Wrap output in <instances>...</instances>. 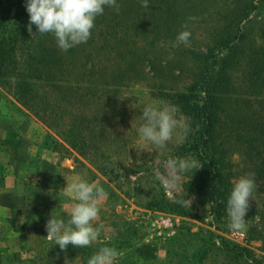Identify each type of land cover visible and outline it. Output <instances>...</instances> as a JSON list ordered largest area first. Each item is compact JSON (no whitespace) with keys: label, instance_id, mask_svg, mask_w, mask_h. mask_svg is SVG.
<instances>
[{"label":"rangeland","instance_id":"obj_1","mask_svg":"<svg viewBox=\"0 0 264 264\" xmlns=\"http://www.w3.org/2000/svg\"><path fill=\"white\" fill-rule=\"evenodd\" d=\"M234 1L178 0L174 7L180 6L181 12L166 25L170 38L165 44L159 41V45L153 48H146V43L151 37L157 38V30L148 29L145 22L151 24L167 13L163 14L160 9L150 13L139 8L133 12L132 21L137 30L130 35L128 43L134 47L136 57L123 55L121 59L111 52L90 53L92 43L88 41L74 46L84 61L88 55L92 60H87L85 66L79 61L73 67L67 66V70L72 68L70 75L63 79L56 77L57 81L52 83L60 87V91L38 81L28 96L34 98L29 100L33 110L16 104L13 98L16 80L9 78L0 84V105L10 118L11 127L17 125L20 130L21 122L19 116H14L16 114L36 124L32 134L28 131L22 134L21 141L10 137L5 142L0 138L4 141L0 145L8 143L14 148V157L20 152L17 145L26 148L25 153L31 157L29 169L22 164L25 156L21 155L18 159L11 158L10 167L18 179L30 173L26 180L33 189L27 197L9 195L6 204L15 209L0 211V264H82V261L87 264L88 259L106 245L120 251L117 264H185V256L198 246L201 232L206 230L218 235L217 241L224 238L246 247L253 259L232 261L214 250L203 264H264V160H257L256 147L244 142L248 137L241 140L247 129H244V122L237 123L242 116L250 119L262 113L252 96L244 94L239 87L247 86L243 81L245 69L237 68L231 76L225 69L227 77H231L237 87V95L221 96L222 124L217 140L222 142L226 151L224 161L231 188L238 177L255 172L256 188L249 198L242 229L234 230L230 226L227 210L220 220H214L211 203L197 194L201 162L184 148L191 128L179 107L174 113L179 123L166 146L145 142L138 132L140 115L147 104L176 105L172 96L185 93L188 86L201 79V82L215 84L219 89L229 86L224 83L221 87L216 83L220 73H210L203 78L209 63L213 65L216 57L222 58L217 55V38L234 32L235 28H243L248 33L257 26L264 27V8L259 13L245 16L237 26ZM249 1L242 0L240 4L245 2L247 6ZM192 17L195 19H190ZM185 24L191 32L188 43L176 41ZM51 41L56 44V39ZM31 51L35 54L34 50ZM21 73L24 78V64ZM239 98L249 102L236 100ZM77 114L83 117L78 124L82 132L80 138L74 135L72 141L81 153L70 148L68 134H65ZM44 122L47 126L53 125L55 130ZM185 123L188 125L186 134ZM172 157L195 158L198 162L199 169L181 177L179 189L166 183V178L172 175L167 164ZM12 177L11 174L9 178ZM79 178L95 181L107 192L98 200L100 213L92 221L99 228V238L83 246V252L71 243L61 249L55 241V246L51 247L46 222L51 215H62L67 221L74 206V196L67 192V185ZM8 184L11 188L12 183ZM185 196L191 199L189 206L179 202ZM237 233L240 235L234 236Z\"/></svg>","mask_w":264,"mask_h":264},{"label":"trees","instance_id":"obj_2","mask_svg":"<svg viewBox=\"0 0 264 264\" xmlns=\"http://www.w3.org/2000/svg\"><path fill=\"white\" fill-rule=\"evenodd\" d=\"M177 1L141 0L134 3L133 0L130 2L129 0H118L119 11L114 7L105 6L104 13L96 17V25H94L92 35L88 40L89 43H92L90 53L95 54L94 51H103L116 53L121 56V59L124 56L134 57V47L129 46L128 43L130 35L134 30H137L134 29V23H132L133 12H137L142 7L150 13L157 12L159 9L163 14L167 13L151 24L145 22L149 25L148 29L153 31L156 28L157 30V38L151 37L146 43V48L159 45V41L165 44V40L170 38L167 35V21L174 20L181 12L180 6L174 7ZM240 1L242 0L234 1L233 5V9L237 8V15H235L237 26L245 16L251 15L253 12L259 13L264 8V0H250L247 6L245 2L240 4ZM25 3L26 0H0V84L9 78L16 80L14 100L25 109L33 110L29 100L34 98L28 96H31L33 88L39 83L38 81L45 82L60 91V87L52 85L57 81L56 77L62 79L68 77L72 68L67 70V66L73 67L78 61L85 66L87 60L92 59L89 58L91 55H88L84 61L77 55L80 52L73 47L67 51L61 50L57 43L54 44L51 41L56 39L51 33L32 34L36 32V26L32 25V32L28 30L29 14L26 11ZM124 3L127 4L124 5ZM234 30L222 38L221 35L217 38V47L219 48L217 55H221L222 58L216 57L213 60V65L209 63L203 77H207L210 73L211 75L220 73V79L216 83L221 87L224 83L229 86L219 89L215 84L211 86L201 82V79L188 86L185 93L172 96V102L179 107L189 121L191 132L184 148L187 152H192L201 162V171L196 183L197 194L200 198L211 203L214 220H220L226 214L227 200L231 190L229 171L226 170L224 161L226 151L222 148V142H217V140L220 137L219 126L222 124L220 121L221 101L223 100L221 96L237 95V87L234 86L231 77H227L226 74L231 76V73L237 68L245 69L243 81L245 80V84H247V86L240 85L239 87L245 92L244 94L252 96L253 101L262 110L261 114L252 116L250 119H243L244 116H242L237 122L242 124L244 122V129H247V131H243L245 135L240 138L242 140L244 136L248 137L247 140L243 139L244 142L256 147L255 157L257 160H264V27L257 26L248 33L243 28ZM31 50H34L35 54H32ZM223 50L225 52L222 54ZM207 60L208 57L205 62ZM23 64L26 67V73L25 77L21 78ZM212 69L214 70L212 71ZM225 69L227 73H225ZM91 93L95 94L94 91ZM244 102L248 103L249 101L245 100ZM35 115L37 116L39 113ZM40 119L42 118L40 117ZM82 120L81 114L74 115L65 131V134H68L67 142L70 144V148L79 153L81 150L75 148L72 140L75 139L74 135L76 138L81 137L80 132L82 131L78 124ZM44 124L46 125L45 122ZM77 126L78 128H75ZM47 127L55 130L51 124H48ZM216 238L218 235L212 231L201 232L198 246L185 256V264H203L207 256L214 250L219 251L221 255L232 261L248 262L253 259L252 253L246 247L226 241L224 238L217 241ZM48 244L54 247L55 240L51 239ZM76 248L83 252V246ZM82 264H85V261H82Z\"/></svg>","mask_w":264,"mask_h":264},{"label":"clouds","instance_id":"obj_3","mask_svg":"<svg viewBox=\"0 0 264 264\" xmlns=\"http://www.w3.org/2000/svg\"><path fill=\"white\" fill-rule=\"evenodd\" d=\"M105 6L114 7L119 11L118 0H26L25 7L29 14L28 30L32 25L36 32L32 34L51 33L56 38L57 46L67 51L70 48L85 43L92 35L95 19L105 11ZM190 19H195L194 17ZM191 32L187 24L178 32L176 41L188 43ZM178 106H160L149 103L140 115L139 137L153 145L164 147L173 138L179 121L174 117ZM185 134L188 128L184 125ZM197 160L188 157H172L167 164L172 175L166 178V183L173 189L180 188V179L185 174L197 168ZM80 174L77 173V176ZM256 188L255 172L238 177L228 196L227 213L231 227L240 230L245 225V214L248 211L249 198ZM67 192L74 196V206L71 208L67 221L62 215H51L46 222L47 237L54 239L61 249L69 243L74 246H87L99 238V228L92 221L99 216L98 200L107 195L105 188L95 181L78 180L67 185ZM189 206L191 199L186 196L179 201ZM120 251L113 246H103L87 261V264H117Z\"/></svg>","mask_w":264,"mask_h":264},{"label":"crops","instance_id":"obj_4","mask_svg":"<svg viewBox=\"0 0 264 264\" xmlns=\"http://www.w3.org/2000/svg\"><path fill=\"white\" fill-rule=\"evenodd\" d=\"M17 104V102H16ZM0 105V138L2 140H4L5 142L11 137H15L18 141H21V138L24 136L22 135L23 133L27 134L28 133L32 134V130L35 127V123L29 119V118H25L21 115H14L16 117L19 116L20 120V130H18V126L16 125L15 127H11L10 121L7 116L6 111H4L3 107L1 108ZM10 116V115H9ZM26 131V132H25ZM4 136V137H2ZM0 139V140H1ZM0 141V143L2 144V142L4 141ZM8 147V148H7ZM17 150H19L20 152L16 155V157H14V148L12 146H10L8 143H6V146L0 145V151L3 149L4 151L0 152V211L3 212H7L9 210H14L15 207L13 206H8L6 204V200H8L7 197H18V198H23V197H27L30 195H27L28 192L30 191L32 193L33 189H32V184L26 180V178L30 177L29 174L30 173H26L23 179H18L15 178V170H13V167H10V160H12L11 158H19V155H21L22 157H24L22 164L26 165V168L29 169V160H30V156H27V154L25 153L26 148L25 147H21L20 145L16 146ZM9 149V150H8ZM32 149V148H31ZM12 152H11V151ZM28 150H30L28 148ZM8 151H10L11 153H8ZM25 154V155H24ZM26 159H28V161H26ZM11 168V169H10ZM11 174L13 175L12 178H9V176H11ZM8 179V180H7ZM8 181V182H7ZM7 182V183H6ZM12 183V187L10 188V185L8 183Z\"/></svg>","mask_w":264,"mask_h":264},{"label":"built area","instance_id":"obj_5","mask_svg":"<svg viewBox=\"0 0 264 264\" xmlns=\"http://www.w3.org/2000/svg\"><path fill=\"white\" fill-rule=\"evenodd\" d=\"M163 222H164V221H163ZM239 235H240V234H238V233H237V234H234V236H239Z\"/></svg>","mask_w":264,"mask_h":264}]
</instances>
